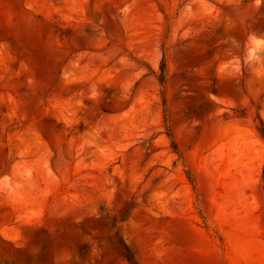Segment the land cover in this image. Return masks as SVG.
<instances>
[{
  "label": "rangeland",
  "instance_id": "obj_1",
  "mask_svg": "<svg viewBox=\"0 0 264 264\" xmlns=\"http://www.w3.org/2000/svg\"><path fill=\"white\" fill-rule=\"evenodd\" d=\"M263 131L264 0H0V264H264Z\"/></svg>",
  "mask_w": 264,
  "mask_h": 264
},
{
  "label": "clouds",
  "instance_id": "obj_2",
  "mask_svg": "<svg viewBox=\"0 0 264 264\" xmlns=\"http://www.w3.org/2000/svg\"><path fill=\"white\" fill-rule=\"evenodd\" d=\"M255 47L253 49L250 50L249 52V57L250 58H255V52H256V49L260 47V42L259 41H255Z\"/></svg>",
  "mask_w": 264,
  "mask_h": 264
},
{
  "label": "trees",
  "instance_id": "obj_3",
  "mask_svg": "<svg viewBox=\"0 0 264 264\" xmlns=\"http://www.w3.org/2000/svg\"><path fill=\"white\" fill-rule=\"evenodd\" d=\"M164 66H165V63L163 62V64H162V68H161V70H162V73H161V76H160V82H164ZM264 132V131H263Z\"/></svg>",
  "mask_w": 264,
  "mask_h": 264
}]
</instances>
